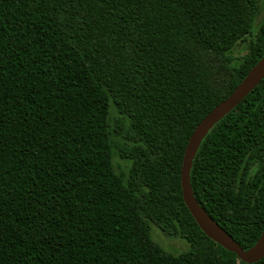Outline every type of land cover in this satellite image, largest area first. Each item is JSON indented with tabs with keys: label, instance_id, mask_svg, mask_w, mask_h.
<instances>
[{
	"label": "trees",
	"instance_id": "trees-1",
	"mask_svg": "<svg viewBox=\"0 0 264 264\" xmlns=\"http://www.w3.org/2000/svg\"><path fill=\"white\" fill-rule=\"evenodd\" d=\"M263 56L264 0H0V264H264L207 235L181 184L193 131ZM191 184L256 244L264 79L203 139Z\"/></svg>",
	"mask_w": 264,
	"mask_h": 264
},
{
	"label": "water",
	"instance_id": "water-1",
	"mask_svg": "<svg viewBox=\"0 0 264 264\" xmlns=\"http://www.w3.org/2000/svg\"><path fill=\"white\" fill-rule=\"evenodd\" d=\"M263 79L264 56L237 87L224 100L217 104L197 125L187 144L181 172L183 198L198 225L207 235L227 250L235 252L240 260L247 263L256 262L264 257V231L254 246L249 249H244L197 200L191 184V168L196 153L210 129L239 105Z\"/></svg>",
	"mask_w": 264,
	"mask_h": 264
},
{
	"label": "rangeland",
	"instance_id": "rangeland-1",
	"mask_svg": "<svg viewBox=\"0 0 264 264\" xmlns=\"http://www.w3.org/2000/svg\"><path fill=\"white\" fill-rule=\"evenodd\" d=\"M152 236L165 248L172 251L181 252L189 248V244L185 240L165 236L156 224H152Z\"/></svg>",
	"mask_w": 264,
	"mask_h": 264
}]
</instances>
